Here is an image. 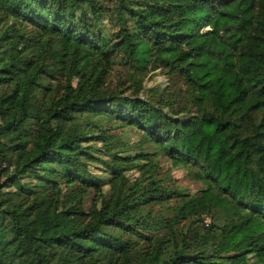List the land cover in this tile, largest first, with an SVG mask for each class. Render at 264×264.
Masks as SVG:
<instances>
[{"label": "trees", "instance_id": "obj_1", "mask_svg": "<svg viewBox=\"0 0 264 264\" xmlns=\"http://www.w3.org/2000/svg\"><path fill=\"white\" fill-rule=\"evenodd\" d=\"M1 48L0 264H264V0H0ZM153 56L191 89L141 96Z\"/></svg>", "mask_w": 264, "mask_h": 264}, {"label": "rangeland", "instance_id": "obj_2", "mask_svg": "<svg viewBox=\"0 0 264 264\" xmlns=\"http://www.w3.org/2000/svg\"><path fill=\"white\" fill-rule=\"evenodd\" d=\"M238 12V11H237ZM132 22H130V25ZM217 28L219 32L223 35L224 38L231 37V32L229 29L226 28V22L224 20L218 21ZM131 30L134 31L133 25L131 26ZM213 37L208 39V42L210 43L212 41ZM5 54L4 48L0 49V56H3ZM193 59L196 62H201L203 60V57L201 54H194ZM97 62L96 57H91L88 60H86L83 68L81 69V72L76 74L74 77V81H77L80 78V75H82L85 71H87L94 63ZM147 73L143 76L142 80V94H146L149 96H156L158 92V88L162 86L165 88L167 85L169 86L170 79L175 83L177 82L179 87H182L184 90L188 91L191 89V86L189 84H183L182 82H179V78H177L176 74H170L167 70H165L161 64V62L158 60L156 56H153L150 60V63L147 67ZM196 69L194 70V72ZM175 78V79H174ZM126 80H127V66L123 65L122 63H117L113 66V69L111 70L110 77H109V87L115 88L116 84L119 82H122L123 85L122 90H125L127 93L130 92L127 90L126 86ZM28 112L30 114H36L37 113V104H35L34 100L32 99V104L30 108H28ZM6 119L5 116L2 114L0 115V138L4 139L7 137V133L2 126L5 124ZM109 126V132H111L114 135V138H112L111 144L116 146H119V149L125 150V154H134L138 149V141L141 140L140 134L137 133L134 129H131L129 127H110ZM110 134V133H109ZM96 146L100 147L99 143L94 142ZM9 145L8 143H5V146ZM143 147H147L146 144L143 145ZM101 148V147H100ZM16 159V153L14 151H8L7 155L5 157V161L3 165L9 166L13 164V162ZM90 169L96 173H100V170L98 168L90 167ZM157 170L161 177H166L165 184L168 186H177L181 189H185L187 192L194 194L196 193L201 187L202 184L200 181L193 178L192 174L189 170H187L185 167L181 165H173L170 160H168L164 156H160L157 159ZM134 175H137V172L132 171ZM107 188V186L105 187ZM170 206L173 205V202L169 203ZM156 210L159 209V206L154 207ZM213 221V218L210 215H207L203 219V224H209ZM215 221H219L217 218Z\"/></svg>", "mask_w": 264, "mask_h": 264}]
</instances>
